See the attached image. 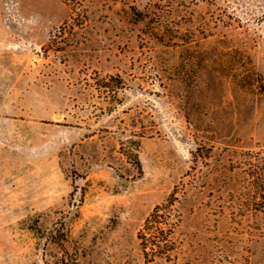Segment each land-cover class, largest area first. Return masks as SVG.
Segmentation results:
<instances>
[{
	"label": "rangeland",
	"instance_id": "1",
	"mask_svg": "<svg viewBox=\"0 0 264 264\" xmlns=\"http://www.w3.org/2000/svg\"><path fill=\"white\" fill-rule=\"evenodd\" d=\"M58 229L80 264H264V0H0V264H61Z\"/></svg>",
	"mask_w": 264,
	"mask_h": 264
},
{
	"label": "trees",
	"instance_id": "2",
	"mask_svg": "<svg viewBox=\"0 0 264 264\" xmlns=\"http://www.w3.org/2000/svg\"><path fill=\"white\" fill-rule=\"evenodd\" d=\"M113 79V76H110L109 81ZM106 83V87H108L111 82ZM177 197L175 194H173L170 198H168L165 202L158 204L153 212L146 218L145 221V229L141 230L140 237L143 239V244L145 249L148 246V243L151 242L153 245H158L159 247L165 249V252L167 251L166 259L171 257V251L175 248V243L173 242L171 236L173 233V228L176 225V221L173 219L174 213L173 211L176 210L175 203H176ZM145 230H150L151 235H154L156 230L161 233V239L160 241L156 240V235L152 236V238H148L145 234ZM58 235H62L63 238L60 240L58 239ZM53 241L63 245L62 248L64 249V254L61 258V264H80L78 258L73 252H70L64 245V240H67V234L63 230H59L52 234ZM154 248V247H152ZM155 249V248H154ZM146 253H149L146 250Z\"/></svg>",
	"mask_w": 264,
	"mask_h": 264
},
{
	"label": "water",
	"instance_id": "3",
	"mask_svg": "<svg viewBox=\"0 0 264 264\" xmlns=\"http://www.w3.org/2000/svg\"><path fill=\"white\" fill-rule=\"evenodd\" d=\"M79 196V195H78Z\"/></svg>",
	"mask_w": 264,
	"mask_h": 264
}]
</instances>
